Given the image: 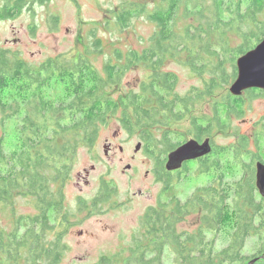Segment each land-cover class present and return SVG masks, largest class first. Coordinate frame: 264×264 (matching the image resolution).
<instances>
[{"label": "trees", "instance_id": "trees-1", "mask_svg": "<svg viewBox=\"0 0 264 264\" xmlns=\"http://www.w3.org/2000/svg\"><path fill=\"white\" fill-rule=\"evenodd\" d=\"M46 1L2 0L0 22ZM179 12L192 22L178 32ZM263 14L264 0H161L151 12L144 4H123L113 11L117 27L125 28L134 17L146 15L155 32L141 51H115L117 61L104 65V75L83 54L75 60L61 54L31 65L18 53L0 48L1 125L23 115L17 125V151L6 157L4 138L0 139V166L7 170L0 175V214L13 213L12 228L0 227V264H64L68 248L63 236L69 223L64 189L76 151L91 148L98 127L109 120L117 118L127 131H139L146 148L157 150L160 157L186 142V136L200 141L213 128L227 129L230 115L243 113L242 97L226 94L215 101L211 117L194 111L229 84L235 76L236 59L261 41ZM169 59L185 64L199 77L207 75L203 88L180 95L176 76L163 70ZM138 66L148 72L138 91L117 97L107 92L108 87L119 91L113 88L125 72ZM54 79L71 82L72 98L68 102L45 98L44 89ZM12 91L22 95L20 101H10L12 97L4 100ZM257 92L245 91L251 96ZM185 121L189 124L187 134L174 132L173 125ZM157 128L162 132L161 149L153 133ZM173 134L177 142L171 138ZM251 140L256 153L248 151ZM220 151L227 155L228 164L239 169V178L227 181L220 174L184 201L177 197L158 201L141 217V230L128 249L102 255L93 264H164L166 252L173 256V264H247L254 259L255 264H264V198L254 183V164L264 162V130L252 139L243 136L230 147L215 149L197 171L219 170ZM165 184L168 191L171 179ZM111 190L103 183L88 209L97 210L107 203ZM16 196L31 199L32 216L15 217L11 205ZM80 207H87L84 201ZM227 227L232 229L230 240L216 250L220 232ZM250 241L255 245L248 253Z\"/></svg>", "mask_w": 264, "mask_h": 264}, {"label": "rangeland", "instance_id": "rangeland-1", "mask_svg": "<svg viewBox=\"0 0 264 264\" xmlns=\"http://www.w3.org/2000/svg\"><path fill=\"white\" fill-rule=\"evenodd\" d=\"M160 1L48 0L43 4L35 3L30 8L24 9L17 17L0 22V48L18 53L31 65L40 64L47 58L61 54L74 60L77 55L83 54L91 65L104 75V65L117 61L115 51H120L122 54H126L129 50L141 51L148 47L149 40L155 32V25L146 15L134 17L125 28L117 27L113 18L114 9L126 3L136 2L144 4L147 11L151 12ZM1 3L2 0H0ZM190 22L192 21L189 19L184 20L182 12H179L176 30L181 31L182 27ZM97 41H99L98 44ZM184 57L183 54L182 58ZM235 69L236 66L232 72L235 76L229 84L216 91L213 98L201 102L195 108V114L212 116L213 103L229 94L230 85L236 77ZM163 70L176 76V90L182 96L195 88H203V79L209 78L207 75L199 77L193 74L185 64L173 59L164 63ZM229 71L231 72L232 69L229 68ZM147 74L143 67L132 68L125 72L120 83L113 88H119L117 89L119 91H112L108 87L107 92L117 97L120 93L138 91L139 82L144 80ZM70 88L71 82L68 79L64 81L54 79L45 87L44 96L49 100L59 99V101L68 102L72 98ZM21 96L12 91L3 98L7 101L9 97H12L10 101L13 99L20 101ZM242 99L244 100V105L241 106L243 113L230 115L228 128L224 131H213L212 141L215 149L230 147L243 136L252 139L255 134L264 130V91H258L254 96L244 93ZM22 117V114L14 116L10 122L1 125L0 114V139L4 138L3 152L6 157L12 155L13 151H17V125ZM188 125L187 121L174 124L173 130L176 133L187 134ZM153 133L161 149L159 140L162 132L157 128ZM176 137L175 134L171 136L175 142H177ZM189 139L191 137L186 136V140ZM106 142L112 147L108 156L104 155L103 149ZM138 143H141V149L135 152ZM149 149L146 148L139 131H127L117 118L98 127L91 148H78L64 189V210L68 212L69 220L63 236V241L68 248L64 264H93L102 255L126 250L133 236L141 230L140 219L150 206L172 197L184 201L198 187L211 183L220 174H223L227 181L240 176L239 169L228 164L227 155L220 151L217 154L221 164L219 170L211 169L207 173L200 174L197 171L199 165L188 163L183 175L172 177L171 186L167 191L166 178L161 177V181L157 182L151 174V170L155 168L156 159L150 155L152 150ZM248 151L251 153L257 151L253 140L249 143ZM166 155L161 157L159 155L157 160L163 161ZM127 165L133 166V169L127 170ZM92 167H94L93 170ZM146 171L150 172L148 176H145ZM85 172L89 174L86 175ZM5 174L7 170L0 166V175ZM103 183H107L108 188L112 189L111 198L97 210L88 209L100 192ZM81 201H84L86 208L80 207ZM11 208L16 218L32 216L35 213L29 197L16 196ZM12 214H0L1 228L7 230L12 228ZM23 224L26 223L23 221ZM231 233V227L221 230L216 241V250L228 244ZM253 245H255L254 242H248L246 249L248 253ZM164 264H173V256L169 252L164 255Z\"/></svg>", "mask_w": 264, "mask_h": 264}, {"label": "water", "instance_id": "water-1", "mask_svg": "<svg viewBox=\"0 0 264 264\" xmlns=\"http://www.w3.org/2000/svg\"><path fill=\"white\" fill-rule=\"evenodd\" d=\"M236 78L230 85L229 94L240 97L250 89L264 91V36L254 48L239 56L235 61ZM107 146H104V155H107ZM140 144H137L135 151H139ZM212 152L210 139H205L202 143L194 139L186 141L169 153L167 157V170L172 171L182 166L183 163L193 161L209 155ZM92 167L91 169H93ZM126 168H129L127 166ZM255 186L259 195L264 198V163H255ZM252 260L247 264H255Z\"/></svg>", "mask_w": 264, "mask_h": 264}, {"label": "flooded vegetation", "instance_id": "flooded-vegetation-1", "mask_svg": "<svg viewBox=\"0 0 264 264\" xmlns=\"http://www.w3.org/2000/svg\"><path fill=\"white\" fill-rule=\"evenodd\" d=\"M235 71L237 72V70L235 69ZM236 78V77H235ZM250 90H257V89H250ZM249 90V91H250ZM257 91H260V90H257ZM245 93V92H244ZM243 93V94H244ZM242 94V95H243ZM240 97H242V96H240ZM214 130H218V131H221V130H219L218 128H216V129H212L211 130V132H210V134L208 135V136H206V137H204L202 140H197V139H195V138H193V137H191V139H194V140H196L197 142H199V143H202V141H204L205 139H210V143H211V147H212V152L209 154V155H207V156H204V157H202V158H198V159H196V160H193V161H188V162H185V163H183L182 164V166L181 167H179V168H177V169H175V170H172V171H169V170H167V157H168V155H169V153H171L172 151H170V152H167V155H166V158L163 160V161H158L157 160V158H159L158 157V153H156L157 152V150H156V152L154 153V158L156 159V164H155V168H153L152 170H151V174L153 175V177H154V179L157 181V182H160L161 181V177H163V178H165V174H170L169 175V177H166V180L168 179V178H170L171 179V183H172V177H176V176H181V175H183V173L185 172V170H187V166H188V163H194L196 166H200V164H201V162H203L204 161V159H210L211 158V156H213L214 155V150H215V146H214V144H213V141H212V133H213V131ZM190 140V139H189ZM188 141V140H187ZM185 143V142H184ZM184 143H182V144H184ZM138 144H140L141 145V143H138ZM182 144H180V145H182ZM179 145V146H180ZM104 146H107L108 148H107V155L106 156H108L109 155V153L111 152V150H112V147H111V144L110 143H108V142H106V144L104 145ZM178 146V147H179ZM141 149V148H140ZM123 149H122V147H120V151H122ZM150 150V149H149ZM152 150V149H151ZM136 152V151H135ZM138 152V151H137ZM152 152H153V150H152ZM152 152H150V153H152ZM150 153H148V155L150 154ZM150 155H152V154H150ZM263 162V161H262ZM264 163V162H263ZM127 166H129V168H126L127 170H132L133 169V166H131V165H127ZM126 166V167H127ZM94 169V168H93ZM92 169V170H93ZM86 173V175H88L89 173H87V172H85ZM149 171H146L145 172V176H148L149 175ZM175 175V176H174ZM79 178L80 179H82V177H80L79 176ZM87 183V182H86ZM254 183H255V175H254Z\"/></svg>", "mask_w": 264, "mask_h": 264}]
</instances>
